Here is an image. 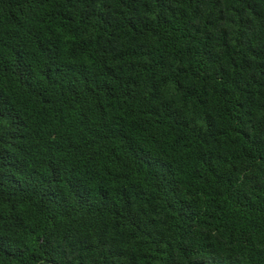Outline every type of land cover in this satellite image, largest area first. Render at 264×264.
Returning a JSON list of instances; mask_svg holds the SVG:
<instances>
[{
    "label": "trees",
    "instance_id": "16d2710c",
    "mask_svg": "<svg viewBox=\"0 0 264 264\" xmlns=\"http://www.w3.org/2000/svg\"><path fill=\"white\" fill-rule=\"evenodd\" d=\"M0 264H264V0H0Z\"/></svg>",
    "mask_w": 264,
    "mask_h": 264
}]
</instances>
